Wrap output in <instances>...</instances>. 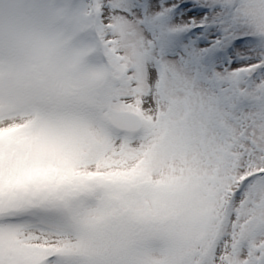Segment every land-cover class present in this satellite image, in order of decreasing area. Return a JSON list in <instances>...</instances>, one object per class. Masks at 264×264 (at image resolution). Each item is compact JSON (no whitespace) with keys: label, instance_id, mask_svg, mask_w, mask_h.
<instances>
[{"label":"snow or ice","instance_id":"snow-or-ice-1","mask_svg":"<svg viewBox=\"0 0 264 264\" xmlns=\"http://www.w3.org/2000/svg\"><path fill=\"white\" fill-rule=\"evenodd\" d=\"M0 264H264V0H0Z\"/></svg>","mask_w":264,"mask_h":264}]
</instances>
